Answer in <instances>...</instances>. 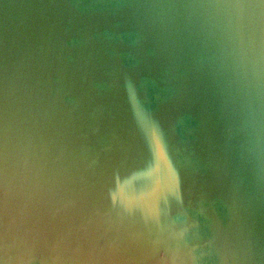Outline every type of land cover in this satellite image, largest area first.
<instances>
[{
    "label": "water",
    "instance_id": "95a60500",
    "mask_svg": "<svg viewBox=\"0 0 264 264\" xmlns=\"http://www.w3.org/2000/svg\"><path fill=\"white\" fill-rule=\"evenodd\" d=\"M0 264H264V0H0Z\"/></svg>",
    "mask_w": 264,
    "mask_h": 264
}]
</instances>
